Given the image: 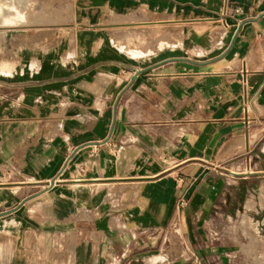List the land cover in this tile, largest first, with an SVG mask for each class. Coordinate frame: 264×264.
<instances>
[{
	"label": "crops",
	"instance_id": "obj_1",
	"mask_svg": "<svg viewBox=\"0 0 264 264\" xmlns=\"http://www.w3.org/2000/svg\"><path fill=\"white\" fill-rule=\"evenodd\" d=\"M77 1L100 28L7 57L0 24V264H230L264 201V0Z\"/></svg>",
	"mask_w": 264,
	"mask_h": 264
},
{
	"label": "rangeland",
	"instance_id": "obj_2",
	"mask_svg": "<svg viewBox=\"0 0 264 264\" xmlns=\"http://www.w3.org/2000/svg\"><path fill=\"white\" fill-rule=\"evenodd\" d=\"M0 3L3 5L2 7H4V13L0 14V22L9 14L12 15L8 17L16 15L12 13L15 11L11 8L13 6L25 13L28 19L30 18V23L26 25L17 27L11 26L12 28L5 27L7 33V57L10 56L9 54H11L10 52L15 45V39L12 37L15 29L18 33L19 31L22 32V46H29L35 44L33 40H36V37L32 36H36V32H72L85 28L101 27V25H99L100 23L86 20L87 11L78 5L77 0H0ZM102 26L109 30L111 26H113V23L109 20L103 23ZM44 40H51V44H54L60 39L56 37L50 39L49 36L47 39L43 38V41ZM133 54L139 55L140 52L134 51ZM256 205L263 206L264 201H259L251 197L245 203L247 211L245 214L241 216H236L234 214L230 215L231 244L228 245L230 247L229 254L231 255L230 264H264V214L248 212ZM175 231L176 228L172 231L171 242L177 239ZM217 232L215 231L214 237L221 238V229L218 233ZM171 251H173V246L169 247L166 252L168 254ZM183 253L184 247H182L180 257L179 254L176 253V255H172V258L177 257L182 259Z\"/></svg>",
	"mask_w": 264,
	"mask_h": 264
},
{
	"label": "bare ground",
	"instance_id": "obj_3",
	"mask_svg": "<svg viewBox=\"0 0 264 264\" xmlns=\"http://www.w3.org/2000/svg\"><path fill=\"white\" fill-rule=\"evenodd\" d=\"M3 5L0 3V14L4 13L3 9L4 7H2ZM13 10H15L14 12H12L13 14H16L14 16H10L12 14H9L7 16H5L2 20V22H0V24H4L5 27H11V26H22V25H26L28 23H30L29 19L27 18V16L25 15V13L21 12L19 8L16 7H11ZM12 28V27H11ZM5 29V28H4ZM38 39V38H37ZM39 41V40H38ZM31 42V41H30ZM139 52V51H138ZM6 59V58H5ZM4 59V60H5ZM7 60V59H6ZM10 61V60H9ZM13 61V60H11ZM7 62V61H6ZM13 67V66H12ZM15 68V67H14Z\"/></svg>",
	"mask_w": 264,
	"mask_h": 264
}]
</instances>
